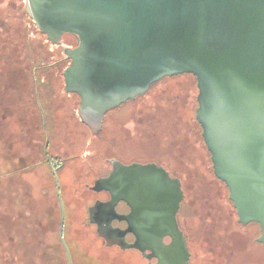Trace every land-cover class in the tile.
<instances>
[{
  "label": "rangeland",
  "instance_id": "obj_1",
  "mask_svg": "<svg viewBox=\"0 0 264 264\" xmlns=\"http://www.w3.org/2000/svg\"><path fill=\"white\" fill-rule=\"evenodd\" d=\"M27 15L25 0H0V264H146L83 225L84 185L103 160L152 161L180 178L189 264H264L259 227L238 223L213 174L195 119V77H165L96 120L63 89L62 46L73 39L50 44Z\"/></svg>",
  "mask_w": 264,
  "mask_h": 264
},
{
  "label": "water",
  "instance_id": "obj_2",
  "mask_svg": "<svg viewBox=\"0 0 264 264\" xmlns=\"http://www.w3.org/2000/svg\"><path fill=\"white\" fill-rule=\"evenodd\" d=\"M25 9L50 44L76 39L62 47L63 89L96 120L165 77L194 76L195 119L213 174L238 223L258 224L264 247V0H25ZM92 189L110 194L94 207L99 228L124 220L114 238L133 234L127 247L155 258L151 264H188L177 177L155 163L113 161ZM120 201L128 214L115 211Z\"/></svg>",
  "mask_w": 264,
  "mask_h": 264
},
{
  "label": "flooded vegetation",
  "instance_id": "obj_3",
  "mask_svg": "<svg viewBox=\"0 0 264 264\" xmlns=\"http://www.w3.org/2000/svg\"><path fill=\"white\" fill-rule=\"evenodd\" d=\"M63 37L72 38L73 41H74L73 45L65 46V47H73L76 44V39L73 36L65 35ZM62 47H64V46H62ZM103 161L104 162H99L97 166L92 167V168L89 169V174L92 173V178L93 179H92L90 185H88V184L84 185V186H86L87 191L90 192V195H87V197L84 200L83 208H84V213H85V216H84L85 222L83 223V225L85 227H87V228L91 227V229H92L91 232H93L96 235V237H98L102 241L104 246H107V247H110V248H117V249L135 250L146 261V264L154 263L156 261L155 258H152L151 260H147L137 249L128 248L127 247L128 244H130V243H132L134 241L133 234L126 233L125 236L123 238H121V239L114 238V234L115 233H117V232H119V231H121V230H123V229H125L127 227V222L126 221L113 219L111 221L110 225L107 228L101 229V228L98 227L97 223H95L92 220V215H93V213L95 211V208H94L95 205L97 203H100V202H107L110 199V194L108 192H106V191H95V190L92 189V187L94 186L95 182L98 181V180L105 179L106 177H108L109 173L112 170L113 161H119V162H121L123 164L133 163V162H127V161H124V160H103ZM48 162L51 164V168H55L54 164H56L57 165L56 166V170L59 171V172H64V170L67 169V168H64L63 163H61L60 161L48 160ZM145 163H154V162H152V161L142 162V164H145ZM157 165H159V164H157ZM159 166H161V165H159ZM163 168H165V167H163ZM169 174L172 177H177L175 175H172L170 172H169ZM177 178L180 180L179 177H177ZM180 182H181V180H180ZM181 188H182V183H181ZM58 191H59V188L57 186V192ZM181 202H180V206H181ZM180 206H179V209H178V212H177V222H178V225H179L180 229L183 231V228L181 227V224H180V221H179V217H178ZM60 209L62 211V207L61 206H60ZM115 211L118 214L126 215V214L129 213L130 208L125 202L120 201V202H118L115 205ZM246 225H248V224H246ZM257 226H258V224H257ZM60 231H61V229H60ZM183 233L185 235L186 243H187V246H188V240H187L186 233L184 231H183ZM61 234H62V232H61ZM60 239H61V242H62L61 235H60ZM164 241L168 242L169 238H164ZM62 245L65 248V244L63 242H62ZM188 249H189V246H188ZM190 260H191V252H190L189 261ZM188 264H189V262H188Z\"/></svg>",
  "mask_w": 264,
  "mask_h": 264
},
{
  "label": "trees",
  "instance_id": "obj_4",
  "mask_svg": "<svg viewBox=\"0 0 264 264\" xmlns=\"http://www.w3.org/2000/svg\"><path fill=\"white\" fill-rule=\"evenodd\" d=\"M27 17H28V15H27ZM253 224H255V225L257 226V224H256V223H253Z\"/></svg>",
  "mask_w": 264,
  "mask_h": 264
}]
</instances>
